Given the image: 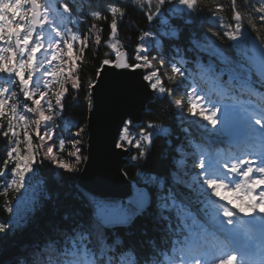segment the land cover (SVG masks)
<instances>
[{"label":"snow or ice","instance_id":"6c2138e0","mask_svg":"<svg viewBox=\"0 0 264 264\" xmlns=\"http://www.w3.org/2000/svg\"><path fill=\"white\" fill-rule=\"evenodd\" d=\"M57 2L59 11L50 0H0V137L7 141L0 177H11L5 191L20 192L31 180L27 174L35 175L41 167L50 165L57 179L60 172L87 170L92 155L90 149L85 154L88 123L71 132L76 122L66 121L61 129L56 120L70 89L77 95L84 92L91 112L102 84L116 101L118 124L110 153L128 154L130 166L140 170L126 198L82 191L75 198L79 206L65 211L43 244L37 243L15 264H264V40L253 45L255 55H250L248 42V28L264 27V0H230L228 22L220 15L225 8L221 3L130 0L133 7L146 4L147 21L161 20L169 26L162 35L177 40L184 25L195 24L205 11L207 19L219 22L208 33L192 29L186 48L175 45L165 53L157 40L155 55L145 42L152 35L147 30L131 53L126 44L118 46L120 25L129 11L121 0H89L90 11L83 14L86 30L75 27L80 16L71 0ZM165 11L171 14L168 18ZM89 18L103 24L88 26ZM173 18L179 23H171ZM105 29L108 40H102ZM225 40L234 55L217 43ZM93 45L99 66L95 78L85 82L81 73ZM101 46L110 50L103 58ZM187 53H194L191 60ZM202 54L222 67L212 59L205 64ZM191 63L196 74L186 67ZM140 69L147 70L139 73L140 84L123 78L128 70ZM109 70L120 71L105 81ZM135 99L148 117L161 107L174 112L178 144L172 142L170 124L140 121L127 110ZM157 139L168 145L171 159L162 173L144 171ZM189 157L197 158L189 163ZM116 171L128 179L122 167ZM38 203L34 188L18 204L16 227L26 225L27 213ZM10 228L11 222H0V233ZM150 230L162 234L160 245L155 238L143 242Z\"/></svg>","mask_w":264,"mask_h":264},{"label":"trees","instance_id":"16d2710c","mask_svg":"<svg viewBox=\"0 0 264 264\" xmlns=\"http://www.w3.org/2000/svg\"><path fill=\"white\" fill-rule=\"evenodd\" d=\"M54 4L55 8L59 11L60 4L57 0H50ZM62 2V0H60ZM122 3L129 5L128 14L124 18V22L120 25V30L118 32V37L120 40V45H127V50L131 53L132 48L139 41V37L143 35V31L147 30L152 33L151 36L145 37V42H150L152 45V55H155L159 49L156 47V41L159 40L164 46L165 53H168L171 48L175 45L181 46V48L188 47V36L192 29H195L198 34L208 33L209 28L216 30L217 24L219 22L213 23L212 20L207 19L208 13L205 11L201 18L197 20L195 24L184 25L183 32L181 33L180 39H175L171 36H164L162 33L169 30V26L164 24L161 20H153L151 22L147 21L145 13L149 10L146 4L137 5L135 7L131 6L130 0H121ZM208 4L215 6L216 3H221L225 5L224 10L220 15L225 17V22L230 20V0H206ZM71 3L75 6L77 14L80 16V23L75 27L80 28L81 30H86V25L84 23L83 14H86L90 11L89 0H71ZM155 4V0H153ZM168 8V5H165V10ZM142 9V10H139ZM171 14L165 11V18H168ZM75 20L76 17L74 16ZM92 23L97 25H102V21H95L89 18L87 20V25L90 26ZM171 23H179V21L173 20ZM247 23V21H245ZM70 27H73L70 25ZM210 34V33H209ZM248 35L264 40V27H259L258 31H253L251 28H248ZM109 34L107 29H105L102 40H108ZM130 37V40H129ZM92 40L95 39V34H92ZM115 43V41H112ZM218 44L226 51L228 55H234V50L231 48L230 41H217ZM95 46L90 48L86 52L85 56V65L82 70V78L86 82L89 77L95 78V67H98V59L93 57V51ZM105 51H110L104 46H101L99 49L100 58H103V53ZM189 60L192 59L194 53H187ZM202 58L205 62L209 59H212L216 63L217 68L219 69L222 65L219 61H216L214 58L202 54ZM189 72H194L195 64L191 63L186 66ZM147 71V70H146ZM227 79V76H225ZM198 83L201 84V87H206L199 79ZM3 82L0 81V84ZM73 95H77L72 92L70 89V94L67 96V99L64 101L65 108L61 115L56 120L57 125L63 129L66 121L76 122L73 127H71V132H75L79 127L83 126L87 121L88 109L87 105L84 103V92H80L77 95V98L73 100ZM178 98V97H177ZM23 98L21 97V100ZM160 102H157L159 104ZM151 119L156 123H165L170 124L174 133L171 137L174 145L178 144L176 140V134L179 132L177 121L174 112L164 111L163 107L157 112L155 116L148 117L143 114V121ZM187 126V125H185ZM33 131L35 130V125H32ZM193 131H195V126H193ZM136 130H133L135 133ZM62 136H67V133L62 132ZM182 135V134H181ZM86 141V136L84 137ZM34 142L35 137H34ZM199 142V141H197ZM7 147V141L3 137H0V166L3 165V159L6 158L5 151ZM66 150H71V145H66ZM188 151H194V149H187ZM54 151H58V146L54 148ZM86 153V148H85ZM131 153H135V149H131ZM66 157V152H65ZM197 157H189V163L192 159ZM171 159V154L169 152L168 145L163 142L162 139H157L154 141L152 146V151L147 158V163L144 164V171H153V172H164L168 161ZM124 171L128 172V179L133 180L135 174L140 169L137 166H125ZM79 173L69 175L64 172H60L59 179L55 178L53 175V170L51 166L41 167L39 171L35 174L40 180L44 189V192L38 191L39 203L36 205L35 209L32 212L27 214V223L26 225H21L13 228H10L9 231L5 233H0V264H15L18 258H23L26 252H31V250L36 246L37 243L43 244L47 235L51 232L54 225L61 223V216L65 211H70L71 206H79L76 201V197L80 195L78 190L75 188V183ZM9 177V176H8ZM2 179L0 178V220L7 222L9 212L8 208L11 207V204L14 201V194L16 193L14 189H5L2 188ZM161 233L149 231L148 237L143 238V242L146 243L147 239L155 238L157 245L161 243Z\"/></svg>","mask_w":264,"mask_h":264},{"label":"water","instance_id":"95a60500","mask_svg":"<svg viewBox=\"0 0 264 264\" xmlns=\"http://www.w3.org/2000/svg\"><path fill=\"white\" fill-rule=\"evenodd\" d=\"M259 39L250 38L249 47L251 55H255L257 49L253 45H258ZM123 50V49H121ZM113 71L119 72L120 70H109L105 72L104 80L108 81L112 78ZM144 69L136 70L128 73L124 79L132 83L140 84L141 77L139 73L144 72ZM116 101L109 95L106 87L102 84L97 90V104L96 108L89 112L87 121L89 125L86 146V155L88 149L91 150V159L85 166L86 171L79 172L75 188L81 193L82 191L94 193L100 198H107L119 200L126 198L131 194V180H122L117 175V167H125L130 165L126 159V155L121 154L118 157H113L109 150V144L113 135L116 133L118 120L113 114V105ZM143 106L139 99L131 101L127 105V110L132 111L139 120L142 121ZM119 151V150H117Z\"/></svg>","mask_w":264,"mask_h":264},{"label":"rangeland","instance_id":"374dc122","mask_svg":"<svg viewBox=\"0 0 264 264\" xmlns=\"http://www.w3.org/2000/svg\"><path fill=\"white\" fill-rule=\"evenodd\" d=\"M31 118L34 119L35 117ZM132 134L135 135V133ZM21 139H23L22 136ZM21 148H23V145H21ZM27 176H31V180L26 182L25 188H21L20 192L15 191L16 193L14 194V201L11 204V207L8 208L9 216L6 220L7 222L5 223L11 222L13 226L15 225V221L17 219L18 204H21L27 197H29L32 194L34 188L36 195H38V191L44 192L42 183L40 180L38 181V177L36 175L29 173L27 174ZM1 179L4 180V182L2 183V188L5 189L4 185L6 182H10L11 177H1ZM9 209H11V211H9ZM0 222L4 221L0 220Z\"/></svg>","mask_w":264,"mask_h":264}]
</instances>
